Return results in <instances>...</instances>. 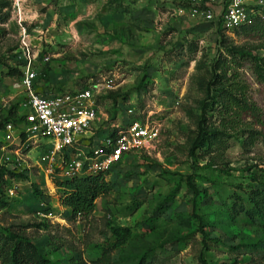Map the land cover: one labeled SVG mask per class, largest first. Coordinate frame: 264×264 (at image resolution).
<instances>
[{"label":"rangeland","instance_id":"374dc122","mask_svg":"<svg viewBox=\"0 0 264 264\" xmlns=\"http://www.w3.org/2000/svg\"><path fill=\"white\" fill-rule=\"evenodd\" d=\"M212 7L214 21L192 13L187 0H0V120L14 129L7 130V122L0 128V198L7 202L0 228L33 224L25 234L55 264H92L100 247L116 240L110 227L129 231L111 253L113 264H136L141 257L146 264H264L247 253L251 244L264 246V227L235 208L236 194L246 199L251 189L264 190V141L243 145L247 132L239 130L222 158L199 147L190 151L217 59L231 66L218 71L237 75L257 108L255 115L241 114L243 123L264 137V83L252 60L239 58L251 53L264 62V37L223 29L221 5ZM23 42L38 55V92L114 79V87L95 99L97 141L126 118L127 107L159 128L155 140L108 171L111 190L96 199L87 218L68 220L55 183L37 166L49 139L22 142L25 93L19 75L5 73L7 66L21 69ZM12 107L17 114L6 116ZM210 113L208 123L218 125ZM46 208L55 219L38 218Z\"/></svg>","mask_w":264,"mask_h":264},{"label":"built area","instance_id":"2783aa9c","mask_svg":"<svg viewBox=\"0 0 264 264\" xmlns=\"http://www.w3.org/2000/svg\"><path fill=\"white\" fill-rule=\"evenodd\" d=\"M194 14L201 13L208 21L215 20L213 5H221L217 16L221 27L233 30L253 21L261 11L264 0H255L249 6L245 0H187ZM24 60L18 85L25 93L21 103L23 117L20 125L24 144H37L40 138H48L50 146L40 156L37 166L49 181L58 178H74L80 175L103 173L110 170L126 156L145 148L155 140L159 128L149 120L141 119L132 107L124 109L125 119L109 128L101 140L93 137L92 129L99 112L95 99L114 87V79L107 77L91 80L87 85L62 93H41L35 90L37 71L33 66L37 53L30 51L23 42ZM45 56L43 60H48ZM4 127L14 130L7 122ZM91 140V145L89 144ZM88 142V143H87ZM38 212L40 219H55L53 211Z\"/></svg>","mask_w":264,"mask_h":264},{"label":"trees","instance_id":"16d2710c","mask_svg":"<svg viewBox=\"0 0 264 264\" xmlns=\"http://www.w3.org/2000/svg\"><path fill=\"white\" fill-rule=\"evenodd\" d=\"M221 25L220 20H217ZM223 28V27H222ZM241 29L250 35L264 37V11L253 16V21L247 25H240L233 30ZM264 47V44H263ZM249 57L253 62V68L256 78L264 83V62L258 55L251 53H242L239 58ZM211 79L206 86L205 98L201 101L200 116L197 125V134L193 140L191 150L196 147L207 149L215 153L217 157L223 156L228 148V143L235 134L241 130L246 131L247 135L243 139L242 144L246 146L253 145L258 138L264 137L258 131L248 128L243 123L241 114L249 111L253 115L256 114L257 108L250 103L249 98L245 94V85L242 84L237 75L234 79L226 77V75L218 71L220 66L228 67L226 62L220 59L215 61ZM8 76H18L21 70L17 66H7L5 73ZM235 74V73H234ZM38 92V91H37ZM42 93V92H41ZM215 114L219 121L218 125L213 126L208 123L207 112ZM17 114L12 107L6 116H14ZM23 117L20 115L19 120ZM5 118L0 120V128L7 122ZM110 128V127H109ZM107 132H110V130ZM22 140L24 135L20 134ZM95 136L91 138L94 139ZM109 171V170H108ZM107 172L97 174L80 175L74 178H58L54 181L55 187L59 192V202L68 209V220L74 221L78 218H87L95 208L97 198L107 194L111 190V183L106 179ZM4 170L0 169V180H3ZM10 177L15 174L12 171H6ZM191 176H188L190 179ZM5 181H2L4 184ZM189 184L195 192L197 189ZM4 186V185H3ZM1 189V188H0ZM2 191V189H1ZM235 208L238 212L243 213L251 218V220L261 227H264V190L255 188L250 190L246 199L236 194ZM7 205L0 198V208ZM202 221L200 220V226ZM35 226H44V223L38 222ZM33 224L22 225L21 227H1L0 228V264H55L46 255H44L31 238L25 234L27 228ZM110 231L115 235L116 240L110 245L101 246L99 255L91 261L92 264H113L111 260L112 251L123 243L125 234L129 233L127 228L110 227ZM123 231V232H122ZM240 247V246H239ZM238 248V247H237ZM247 253L251 257L264 258L263 244H251L247 249ZM75 264H88L85 261L76 259ZM136 264H146L145 258L141 257Z\"/></svg>","mask_w":264,"mask_h":264}]
</instances>
